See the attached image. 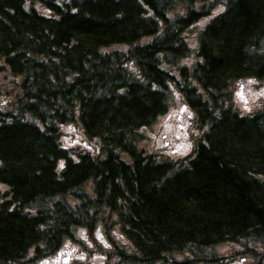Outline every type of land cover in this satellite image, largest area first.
<instances>
[{
  "label": "trees",
  "instance_id": "16d2710c",
  "mask_svg": "<svg viewBox=\"0 0 264 264\" xmlns=\"http://www.w3.org/2000/svg\"><path fill=\"white\" fill-rule=\"evenodd\" d=\"M254 81L264 0H0V264L98 227L105 264H264V98L235 96ZM174 92L198 131L178 161L144 135Z\"/></svg>",
  "mask_w": 264,
  "mask_h": 264
},
{
  "label": "rangeland",
  "instance_id": "374dc122",
  "mask_svg": "<svg viewBox=\"0 0 264 264\" xmlns=\"http://www.w3.org/2000/svg\"><path fill=\"white\" fill-rule=\"evenodd\" d=\"M235 96L239 108L249 111L264 98V84L256 81L243 83L237 89ZM182 107L185 109L182 110ZM170 110L171 112L167 116L162 117L153 126L152 132L146 131L147 136L150 137L148 150L176 159L191 152L197 131L191 126V115L187 117V114H192V112L185 107L176 93L173 94V105ZM177 115H180L181 118L178 119ZM61 131L65 145L73 148L86 147L83 145L86 144V140L78 124L61 126ZM94 154H96V148L94 149ZM112 235L117 242L128 246L129 242L124 236H121L117 228L113 230ZM77 238L81 244L65 241L61 248L60 256H52L49 260L41 262V264L104 263L105 254L102 250L108 249L109 243L105 239L100 227L94 232L93 237H89L84 229H79L77 231ZM214 250L217 254L227 256L238 250V247L226 243L215 247ZM252 261L251 257L238 256L226 264H250Z\"/></svg>",
  "mask_w": 264,
  "mask_h": 264
}]
</instances>
